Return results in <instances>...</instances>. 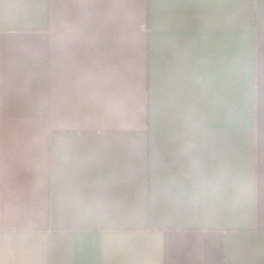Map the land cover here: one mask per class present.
Here are the masks:
<instances>
[{
  "label": "crops",
  "instance_id": "1",
  "mask_svg": "<svg viewBox=\"0 0 264 264\" xmlns=\"http://www.w3.org/2000/svg\"><path fill=\"white\" fill-rule=\"evenodd\" d=\"M0 264H264V0H0Z\"/></svg>",
  "mask_w": 264,
  "mask_h": 264
}]
</instances>
